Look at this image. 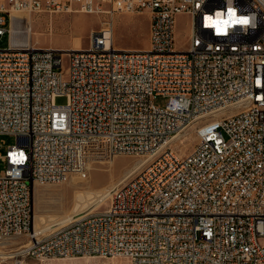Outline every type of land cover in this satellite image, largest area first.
I'll list each match as a JSON object with an SVG mask.
<instances>
[{
    "label": "built area",
    "instance_id": "obj_1",
    "mask_svg": "<svg viewBox=\"0 0 264 264\" xmlns=\"http://www.w3.org/2000/svg\"><path fill=\"white\" fill-rule=\"evenodd\" d=\"M12 10L108 21L87 47L64 51L12 44V21H26ZM142 12L146 50L116 47L114 15ZM179 14L189 19L185 49ZM5 34L0 136L16 142L0 152V261L69 250L59 259L264 264V0H0ZM191 125V149L174 146ZM119 154L144 162L104 208L34 226V184L84 177Z\"/></svg>",
    "mask_w": 264,
    "mask_h": 264
},
{
    "label": "rangeland",
    "instance_id": "obj_2",
    "mask_svg": "<svg viewBox=\"0 0 264 264\" xmlns=\"http://www.w3.org/2000/svg\"><path fill=\"white\" fill-rule=\"evenodd\" d=\"M31 26L36 33L33 40L38 47H81L89 43V34L104 25L107 15L103 13H85L78 11L61 13L28 14ZM148 15L142 13H116L113 21V39L115 46L125 49L146 48L148 39ZM40 33V34H39ZM189 33V19L185 14L175 17V41L179 49H185ZM39 35V36H38ZM8 37H0V48L7 47ZM65 97H57V104H65ZM166 98L155 99L156 105H164ZM196 138L191 134L182 141V148L189 151ZM16 142L15 135L3 134L0 136V152H4L8 145ZM175 146H179L176 144ZM137 158L131 155L119 154L112 159L99 158L90 164L87 177L80 179L73 174L70 179L58 184L40 185L35 190V214L37 222L51 220L60 224L74 215L94 209L107 198V189L126 179ZM5 163L0 159V173L4 170ZM128 174V176L126 175ZM124 176V178L122 177ZM106 191V192H105ZM39 194V195H38ZM34 198V194L32 195ZM34 205V203H33ZM106 200L92 212L104 208ZM25 240L24 238L22 239ZM0 264H131L122 257H75L71 259H36L23 257L18 263L11 260L0 261Z\"/></svg>",
    "mask_w": 264,
    "mask_h": 264
},
{
    "label": "bare ground",
    "instance_id": "obj_3",
    "mask_svg": "<svg viewBox=\"0 0 264 264\" xmlns=\"http://www.w3.org/2000/svg\"><path fill=\"white\" fill-rule=\"evenodd\" d=\"M105 14V13H104ZM11 15L13 17H16L18 19H24L26 18V21H23L21 22L20 20L19 21H12V33H11V37H10V41L12 44L14 45H24V44H29V45H33V46H37V41L33 40V35L36 34L33 29H32V26H31V20H30V17L28 16V13H26L25 11H16V10H12L11 11ZM107 15V14H106ZM108 16V15H107ZM113 21H114V17L112 18ZM108 20H106L107 22ZM113 21H112V26H113ZM105 24V23H104ZM40 34V33H39ZM39 36V35H38ZM49 47H52V48H58V47H53V46H49ZM147 48V47H146ZM146 48H140V49H144L146 50ZM62 49V48H60ZM77 50V49H82L81 47H69V48H63L64 51H68V50ZM194 126L195 125H191L184 133H181L179 135H177L173 141H172V144L175 146L176 144H180L182 143V141L184 140V138H186L187 136H189L191 134V130L193 131L194 133ZM195 137V136H194ZM143 159L139 160V158L136 159L135 163H134V166H132L133 168L129 171H127V173H129L130 175L128 176V174H126L128 177L125 179L124 176H122L124 178V180L118 182V183H121V182H124L126 180H128L133 174L135 171H137L138 169L141 168V165L143 164L144 161H142ZM73 174H71L65 181H67L68 179L71 178ZM78 175V174H77ZM78 177L80 179H85L87 177L86 176H81V175H78ZM63 181V182H65ZM117 183V184H118ZM41 184H34L33 185V194H34V198H33V203H34V226L37 227V225H39L40 223L44 222H37V219H38V215L35 214V190L36 188H38ZM45 185V184H43ZM116 185V184H115ZM113 185V186H115ZM104 187L105 189L109 188L107 190V198L105 199L106 200V203L108 201V193L110 191V189L113 187ZM106 192V191H105ZM39 195V194H38ZM104 200V201H105ZM100 202V204L98 206H96L94 209H96L97 207H99L100 205H102V203L104 202ZM94 209H90L89 211H84V212H80L76 215H74L73 217H71L70 219L64 221L63 223H67L69 221H71L74 217H76L77 215H80L82 213H89V212H92ZM45 221H48L49 224L51 225H59V224H54V222H52L51 220H45ZM63 223H60V224H63ZM18 238H14L12 241H16ZM66 257H69V250H59V258H66ZM71 259V258H69Z\"/></svg>",
    "mask_w": 264,
    "mask_h": 264
},
{
    "label": "snow or ice",
    "instance_id": "obj_4",
    "mask_svg": "<svg viewBox=\"0 0 264 264\" xmlns=\"http://www.w3.org/2000/svg\"><path fill=\"white\" fill-rule=\"evenodd\" d=\"M237 23H243V24H247L248 21L247 20H241V21H237Z\"/></svg>",
    "mask_w": 264,
    "mask_h": 264
}]
</instances>
